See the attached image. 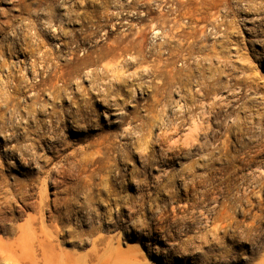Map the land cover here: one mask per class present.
I'll return each mask as SVG.
<instances>
[{
	"label": "rangeland",
	"instance_id": "374dc122",
	"mask_svg": "<svg viewBox=\"0 0 264 264\" xmlns=\"http://www.w3.org/2000/svg\"><path fill=\"white\" fill-rule=\"evenodd\" d=\"M35 261L264 264V0H0V264Z\"/></svg>",
	"mask_w": 264,
	"mask_h": 264
},
{
	"label": "bare ground",
	"instance_id": "6f19581e",
	"mask_svg": "<svg viewBox=\"0 0 264 264\" xmlns=\"http://www.w3.org/2000/svg\"><path fill=\"white\" fill-rule=\"evenodd\" d=\"M35 13H36V12H35ZM7 15H8V14H7ZM71 25H72V24H71ZM43 27H44V26H43ZM55 27H56V26H55ZM56 28H57V27H56ZM111 29H112V28H111ZM46 30H47V29H46ZM31 31H32V30H31ZM60 31H61V29H60V30H58V29H53L54 34H55V33H59ZM54 34H53V35H54ZM42 43H43V42H42ZM42 43H41V44H42ZM43 44H44V43H43ZM26 50H27V49H26ZM24 51H25V50H24ZM36 55H37V54H36ZM29 63H30V62H29ZM44 63H45V62H44ZM39 65H40V64H39ZM88 69H89V68H88ZM31 70H33V69H31ZM88 72H89V71H88ZM75 106H76V105H75ZM172 146H173V145H172ZM9 147H10V146H9ZM170 147H171V146H170ZM170 147H169V148H170ZM20 157H22V156L20 155ZM32 264H38V261H35L34 263L32 262Z\"/></svg>",
	"mask_w": 264,
	"mask_h": 264
},
{
	"label": "built area",
	"instance_id": "2783aa9c",
	"mask_svg": "<svg viewBox=\"0 0 264 264\" xmlns=\"http://www.w3.org/2000/svg\"><path fill=\"white\" fill-rule=\"evenodd\" d=\"M136 15V12H132V14H128V19L133 18ZM126 20V18H124ZM155 32V31H154ZM152 37H155V35H152Z\"/></svg>",
	"mask_w": 264,
	"mask_h": 264
}]
</instances>
